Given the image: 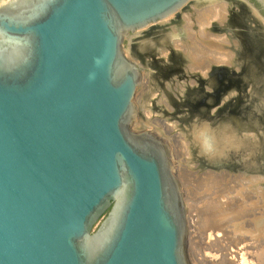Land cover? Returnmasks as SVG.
Listing matches in <instances>:
<instances>
[{
	"label": "water",
	"instance_id": "1",
	"mask_svg": "<svg viewBox=\"0 0 264 264\" xmlns=\"http://www.w3.org/2000/svg\"><path fill=\"white\" fill-rule=\"evenodd\" d=\"M220 1L235 62L175 111L231 136L213 168L264 177V40L235 10L264 22V0ZM194 2L0 0V264H189L174 157L134 126L144 68L124 44Z\"/></svg>",
	"mask_w": 264,
	"mask_h": 264
},
{
	"label": "bare ground",
	"instance_id": "2",
	"mask_svg": "<svg viewBox=\"0 0 264 264\" xmlns=\"http://www.w3.org/2000/svg\"><path fill=\"white\" fill-rule=\"evenodd\" d=\"M206 3H207V5L201 4V1L195 0L194 5L192 7L193 11L191 13L188 12L187 14L182 16L184 19V23L182 25L181 30L185 35V37L183 39H178V40H174V41L169 42L170 37L169 38H168V36L159 37V44H160L159 46L161 47L159 54L165 55L166 51L164 50V47L167 50L166 44L171 43V45L175 49H177L179 52L181 51L182 54L186 57L187 62H188L186 65V70L188 72H198L199 73V74H196L197 76H193L194 74H192V75L189 74L194 79L191 82L192 83L191 85L196 84L197 82L200 83V81H201V84L205 85V87L210 90L211 87H213L214 84L216 83V79H218V81L221 83H225V80L228 77V74H227L228 71L226 72L223 70H220V71L214 70L211 72V69L215 66H230L231 64H233L235 62L234 61L235 49L238 46V43H237L236 39L230 38L228 36L227 31L230 30L229 27L231 26L230 23H231L232 19H231V16L229 14L226 2L223 3L220 0H208V1H206ZM235 10L237 12L236 16H239V19L236 21V23L239 22L240 26H243V25L247 26L248 25L250 27V29L253 30L251 32L255 33L256 35L258 34V36H260L264 40V22H262L258 18V16H256V14L251 10H248V9L241 10L240 8H237V7L235 8ZM210 19H214L216 22L215 23L216 24L215 25V29H216L215 31H219V32L224 31L226 33V36L230 39V41L227 40L225 36L220 37V36H218V34L217 35L212 34V32L209 29V26H211V22L209 21ZM194 27H196V29H194ZM172 30H173V32L177 31L175 28H173ZM230 44H232L231 47L233 49V52L229 48ZM152 48H153V45H152ZM140 49L144 50V52L141 53V55H142L141 58L143 61V55H145V53H146L145 51H147L149 49V47L147 49L145 47H141ZM170 52H173V53H171L169 56L167 55V59H169V57L172 58V57L176 56V53H174V51H170ZM136 54H137V52H136ZM128 55L130 56L131 54L128 53ZM130 57L133 58V56H130ZM149 57H150V55L147 57V63L144 64L145 66L142 65L143 68L144 67L148 68V70L144 74L145 83L142 84V88L138 92L137 97H135V98H137L136 107H137V112H138L135 116V121H134V126L136 128H145V125H149V127L154 128L155 127L154 125H156V124L153 125L151 123L152 120L150 118V110H149V106H148L151 102L147 98L153 92L152 91L153 88H155V87L159 88L160 87L159 86V80L156 78L154 70H157L158 74H159V72L162 73L163 76L168 75L170 72H175V70H176V69L172 70L170 67H167V65H169V64H167V63H169V60H167V61L165 59L161 60L160 61L161 66L159 67V66H157L158 62L151 57H150L151 59H149ZM152 62H155V63H153V65L151 66L150 63H152ZM143 63H144V61H143ZM211 65H214V66L211 67ZM209 72H211V73H209ZM208 74H210V76H208ZM172 77H174V76H172ZM168 81H170V80H168ZM163 87H160V90H161L160 91V99L157 102L162 103L164 107L171 110L172 105L175 103V99L172 97L173 96L172 94L174 93L175 97H176V95L178 93V88H180V87L182 88V85L177 84V82L176 83L171 82V83H166V84L164 83ZM221 87H222V85H221ZM183 88H185V85ZM182 92H185V91L183 90ZM182 92H179V93L182 94ZM212 93L214 94V92H211V94ZM196 94H195V97L193 98L195 100L205 98V96L201 92H198V93L196 92ZM200 111L203 112V109L200 108ZM139 112H140V114H139ZM176 115H178V114L176 113L175 115L174 114L171 115L174 118L173 119L174 122H172L173 123L172 128H174V127L177 128V130L179 131V134H178L180 136V137L178 136L179 138H182V139L186 138L187 139V142L184 143V145H186V146H184L185 154L188 155L187 150H189V153L191 154L190 162L197 164L199 171H201V170L206 171L204 173H198V171L194 172V175H193L194 177L193 176L192 177H193V179L195 178V180H199V182H202V180H203L204 184L205 183L208 184L210 189H207L206 192L208 190H210L209 193H211V197L215 196V198L213 197L212 200L208 199V200H210L208 203H206V204H205V202L203 203V204H205L204 208L201 210V213L199 214L200 215L199 216L200 223H202V225H205L208 228L209 233H211V235L208 233L209 235H208L206 241L203 242L201 240V242H203V243L201 245L195 246L196 241L194 243V240H195V239H193L194 236L192 235V231H190V228L188 226V235L186 238V256L188 259V263L189 264H197V263L198 264L199 263L200 264H224L222 262L218 263L216 261V259L219 258L220 252L222 251V249L224 248L225 251L226 252L228 251V253H229L230 247L236 246L238 248L239 243H241L238 240H235V239L233 240L232 234H229V233H233L232 230H235V228L238 229V231L242 230L244 228V221L246 222L245 219H244V221L240 220L239 218H241V217H238V218L235 217V213L232 215L233 212L240 214L241 210L244 211L245 208L242 209L241 208L242 206H240V208H239L238 207L239 204L237 206L233 207L231 202L226 200L229 196V195H227L228 193L226 194V192H225L226 188L225 189L224 188L217 189V187H216V189H214V186H211V184H209L211 182L214 183L216 176L218 174V173H214V171H212L210 169L212 167L211 165H217V163H215V159H214L215 157H212V154L214 152H216L218 149L219 150H221V149L226 150L227 146L230 145V137L231 136L227 135V134H223V135L221 134L218 137L214 136V135H216L214 133V131L216 129V124L214 122H210V121L205 122L204 121L202 126L200 127L199 123H197L193 120H187V122H186L185 119L181 120L179 118V115H178V118H176L177 117ZM160 122L164 123V121L163 122L160 121ZM177 123L179 124V126L175 125ZM158 124L159 123H157V127H158ZM202 128H206L208 136L210 138V141L213 145V150L211 152H208V153H205L201 150L199 141L195 139V132L198 129H202ZM188 135H190V136L192 135V138L191 137L187 138L186 136H188ZM176 145H177V143H176ZM181 146H182V144H181ZM175 169H176V167H175ZM178 171L180 172V170H178ZM222 173H224V172H221V174ZM240 175L243 176L242 180L244 181V179H245V181H246L247 178H245V175H243V174H240ZM176 176L178 177L179 181L184 179L182 174H178L177 171H176ZM229 179H232V178H229ZM188 180H189V178H188ZM219 180H221V179H219ZM230 182H233V181L230 180ZM213 183H212V185H215V183L214 184ZM221 185H223V184H221ZM225 185H227V184H225ZM204 187H206V186H204ZM227 188H229V187H227ZM242 189H243V187H242ZM228 191H231L230 188ZM193 193H196V192H193ZM202 193H200V194H202ZM235 193L237 194V192H235ZM183 194H184V192H183ZM240 197H241V195H240ZM200 198L202 199V197H200ZM186 199L187 198L185 197L184 201H185L186 212H187L186 213V219H187V223L189 225V217H191L192 215L189 216V209H188L189 204H190V200H186ZM204 199H206V198H204ZM228 199H230V198H228ZM243 199H245V198H243ZM257 200H258V198H257ZM259 200H260V198H259ZM200 201L202 202V200H200ZM200 201H199V205H200ZM248 205L250 206V203ZM196 210H197V208L195 209V212H196ZM257 211H259V210H257ZM245 216H247V214H245ZM242 219H243V217H242ZM234 221L236 223H234ZM231 222L234 224H231ZM248 222H250V221H248ZM223 224L225 226L224 227L225 233L218 235L220 230L223 229L222 228ZM247 225H248V223H247ZM200 230H202V229H200ZM200 233H202V232H200ZM198 235H199V233L197 234V237H198ZM199 238H200V236H199ZM201 239H204V238H201ZM215 239H217L216 240L217 243L213 242L212 245H210V243ZM227 239L229 240L230 243L228 241H226ZM196 240L198 241L197 238H196ZM214 244H217V246H213ZM261 247H263V246H261ZM253 258L256 260L257 264H264V252L258 251V250L255 251ZM229 261H231V260H229ZM228 263H230V262H228Z\"/></svg>",
	"mask_w": 264,
	"mask_h": 264
},
{
	"label": "rangeland",
	"instance_id": "3",
	"mask_svg": "<svg viewBox=\"0 0 264 264\" xmlns=\"http://www.w3.org/2000/svg\"><path fill=\"white\" fill-rule=\"evenodd\" d=\"M222 2L225 3L224 1H222ZM205 4L207 5V3H205ZM193 5H194V3L191 5V9H185L184 11H182L181 14H180V18L178 20L176 19V17L173 16L170 19L165 20L164 22H159V23H157L156 25H154V26H152L150 28L142 30L140 32V34L136 37V39L134 40L133 43H131V44L125 43L124 44L125 50L128 49L130 51V53H131V56H133L134 59H136V56H138V55L142 57L141 53H143L144 50L140 49L141 47H145L146 49L149 47V49L147 51H145L146 52L145 55H143L144 63L142 61L141 65H144L145 63H147V57L149 55H150L151 58H153L154 60H156L158 62L157 66H159V67L161 66L160 65L161 64V62H160L161 58L165 59L166 61L169 60V63L171 62L173 64L179 58L182 59L183 65H184L182 71L170 72L168 75L163 76L162 73L159 72V74H158L157 70H154L155 76L159 80V86L160 87H163L164 83L166 84V83H171V82H175V83L177 82V84L182 85V88L181 87L178 88V92H182L183 90L186 92L187 90L185 88H183L184 85L185 86L188 85L190 88H193V89L198 86V84H197L198 82L196 84L191 85L192 84L191 82L194 79L190 75L194 74L193 76H197L196 74H199V73L198 72H188L186 70V65H187L188 62H187L186 57L182 54L181 51L179 52L177 49H175L171 45V43L170 44L167 43L166 44L167 50L164 47V50L166 51V54L165 55L159 54L160 48H161L159 46L160 45L159 44V37L168 36V38L170 37L169 38V42L170 41H174V40H178V39H183L185 37L184 33L181 30L182 29V25L184 23V19H183L182 16L187 14L188 12L191 13L193 11V8H192ZM209 21L211 22V26H209V29L212 32V34H215V35L218 34V36H220V37L225 36L226 39L230 41V39L226 36V33L224 31L219 32V31H215L214 30L215 29L214 28L215 27V23H216L214 19H210ZM171 28L172 29L175 28L177 31L173 32V30ZM194 29H196V27H194ZM132 44H134V45H132ZM152 45H153V48H152ZM231 46H232V44L229 45V48L233 52V49H232ZM172 50L174 51V53H176V56H174L172 58L169 57V59H167V55L169 56L171 54L170 51H172ZM136 52H137L138 55L136 54ZM150 57H149V59H151ZM137 60L140 61V59H137ZM153 63H155V62L150 63L151 66L153 65ZM144 68L145 69H143V72H142L143 73L142 84L145 83L144 74L148 70L147 67H144ZM172 76H174V77H172ZM168 80H170V81H168ZM160 87L159 88L158 87L153 88V90H152L153 92L151 93V95H149L147 97L148 100L151 102L148 105L149 106V110H150V118L152 120L151 123L153 125L154 124H156V125H154L155 126L154 128L149 127V125H145V128L149 129V130H152L154 133L158 134L159 136H161L162 138H164L168 142V144L170 146V150H171L172 155L174 157V164H175V167H176L175 173L177 171L178 174H182V176L184 177V179L180 180L179 182L181 184L182 191L184 192V196L187 198L186 200H190V204H189V208L188 209H189V216H191V215L192 216L189 217V225L188 226L190 228V231H192V235L194 236V238H193V239H195L194 243H195V241L197 243V244L195 243V246H198V245H201L203 242L206 241V239H207L209 234L211 235V233H209L208 228L205 225H202V223H200V219H199L200 215L199 214L201 213V210L204 208V205L206 203H208L210 200H212L213 197L215 198V196L211 197V193H209L210 190H208L206 192V190L210 189V187L208 186V184H206V183L204 184L203 180H202V182H199V180H195V178L193 179L194 172L198 171V173H204L206 171H203V170L199 171L198 167H197V164H194V163L190 162L191 154L189 153V150H187L188 151V155L185 154L184 146H186V145H184V143L187 142V139L186 138L185 139L179 138L180 136L178 135L179 131L177 130V128L176 127L172 128L173 127V123L172 122H174L173 121L174 118L171 115H173V114L175 115L176 114V111H175L176 110V108H175L176 106L173 104L171 110H169L166 107H164L162 103L157 102L160 99V91H161ZM141 88H142V86L139 87V89L136 91L135 97H137L138 92L140 91ZM172 95H173L172 97L175 99V94L173 93ZM136 100H137V98H135V103H136ZM139 114H140V112H139ZM176 116H178V115H176ZM160 121H162V122L164 121V123H161ZM157 123H159L158 127H157ZM175 125L179 126L178 123L175 124ZM186 137L187 138L188 137L192 138V135L191 136L188 135ZM176 143H177V145H176ZM181 144H182V146H181ZM210 169L212 171H214V173H218V174H217L216 179L214 181L215 185H212L213 182H211L209 184H211V186H214V189H216V187H217V189H220V188H224L225 189L226 188L225 192H226V194L228 193L227 194V195H229L228 198H230V199L227 198L226 200L231 202L233 207L237 206L239 204L238 205L239 208H240V206H242L241 207L242 209L245 208L244 211L241 210L242 213L240 212V214H238L236 212H233L232 215L235 213V217H237V218L241 217L239 219L243 220V221H244V219L246 220V222L244 221V228L242 230L238 231V229L235 228V230H232L233 233H229V234H232L233 240L235 239V240H238L239 242H241V243H239L238 248L236 246L230 247L229 248V253H228V251L226 252L225 249L223 248L222 251L220 252L219 258H217L216 261L218 263L222 262L224 264H257L256 260L253 258L254 252L257 251V250L264 252V177L261 176L258 173H256V174H254V173L253 174L252 173H244V172H240V171H232V170L227 169V168H225V169H221V168L216 169V168L211 167ZM178 170H180V172ZM221 172H224L225 174L224 173L221 174ZM240 174L245 175V178H247L246 181H245V179H244V181L242 180L243 176H241ZM188 178H189V180H188ZM229 178H232V179H229ZM219 179H221V180H219ZM230 180L233 181V182H230ZM224 183L227 184V185H225ZM221 184H223V185H221ZM204 186H206V187H204ZM227 187H229L231 191H228L229 188H227ZM242 187H243V189H242ZM193 192H196L197 194L193 193ZM235 192H237V194ZM200 193H202V194H200ZM240 195H241V197H240ZM198 197L199 198L202 197V199L201 198L199 199ZM204 198H206V199H204ZM243 198H245V199H243ZM257 198H258V200H257ZM259 198H260V200H259ZM208 199H210V200H208ZM200 200H202V202ZM199 201H200V205H199ZM204 202H205V204H203ZM247 203L248 204L250 203V206ZM195 207L198 210V211L196 210V212H195V209H196ZM257 210H259V211H257ZM245 214H247V216H245ZM242 217H243V219H242ZM248 221H250L251 223L248 222ZM234 223H236V222L234 221ZM234 223L231 222V224H234ZM247 223H248V225H247ZM224 227L225 226L223 224V227H222L223 229L220 230L218 235H221V234L225 233L224 232ZM200 229H202V230H200ZM200 232H202V233H200ZM198 233H199V235L197 237ZM199 236H200V238H199ZM195 237L198 239V241L196 240ZM201 238H204V239H201ZM201 240L203 242H201ZM216 240L217 239L213 240L210 243V245H212L213 242H216ZM226 241L229 242L228 239ZM260 245L263 246V247H261ZM213 246H217V244H214ZM229 260H231V261H229ZM228 262H230V263H228Z\"/></svg>",
	"mask_w": 264,
	"mask_h": 264
},
{
	"label": "clouds",
	"instance_id": "4",
	"mask_svg": "<svg viewBox=\"0 0 264 264\" xmlns=\"http://www.w3.org/2000/svg\"><path fill=\"white\" fill-rule=\"evenodd\" d=\"M195 139L199 141L203 152L208 153L213 150V145L210 141L206 128L198 129L195 132Z\"/></svg>",
	"mask_w": 264,
	"mask_h": 264
},
{
	"label": "flooded vegetation",
	"instance_id": "5",
	"mask_svg": "<svg viewBox=\"0 0 264 264\" xmlns=\"http://www.w3.org/2000/svg\"><path fill=\"white\" fill-rule=\"evenodd\" d=\"M216 25V24H215ZM215 28V27H214ZM213 28V29H214ZM216 30V29H214ZM180 57V56H179ZM178 61V62H177ZM169 65H167V67H170L172 70L176 69L175 71H182L183 70V61L181 58H179L178 60L175 61V63H167ZM214 65H211V67H213Z\"/></svg>",
	"mask_w": 264,
	"mask_h": 264
}]
</instances>
